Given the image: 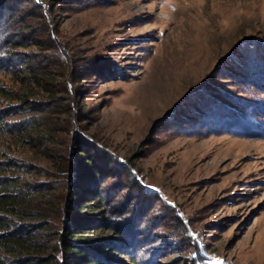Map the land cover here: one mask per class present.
<instances>
[{"label": "rangeland", "instance_id": "374dc122", "mask_svg": "<svg viewBox=\"0 0 264 264\" xmlns=\"http://www.w3.org/2000/svg\"><path fill=\"white\" fill-rule=\"evenodd\" d=\"M16 5L0 17V264H75L73 218L92 251L128 241L102 244L111 264H264V0ZM86 150L125 159L148 207L97 177L104 204L78 208Z\"/></svg>", "mask_w": 264, "mask_h": 264}, {"label": "trees", "instance_id": "16d2710c", "mask_svg": "<svg viewBox=\"0 0 264 264\" xmlns=\"http://www.w3.org/2000/svg\"><path fill=\"white\" fill-rule=\"evenodd\" d=\"M13 1H15V2H13ZM18 1L19 0H0V17H2V15L5 14L4 12L8 11L7 9L13 10L15 8V6H17L16 3ZM6 5H7V7H5ZM2 51H4V52L2 53ZM2 51H0V61H2V63L1 62L0 63L4 65L5 64V63H3L4 58H5V60H11L10 59L11 53L9 51V54H7L6 49H2ZM262 55L264 57V51H263ZM5 56L7 57V59ZM6 63H7V61H6ZM191 93H193V91ZM196 97H197V100H199V98H198L199 96L196 95ZM199 102L201 103L202 100H199ZM85 139H87L89 147H91V145H92V147L95 146V148H93L94 151H95L96 147L99 148L100 151L105 150V147L99 145V143L95 142L93 139L86 138V137H85ZM99 146H101V147H99ZM104 153H107V152L104 151ZM85 154H86L85 157H83V155H82V157L80 156L81 160H79L78 162L76 160V162L73 166V169L71 170L69 180H70V185L73 187V189L81 194L80 200L84 199V201H91L92 203L90 205H84L83 200L79 201L78 208H81V207L85 208V207L91 206L95 209H99L104 204L103 203L104 202V191L101 190V188H99L98 182L96 180L97 177H98V179L104 178V177H107V178L112 177V180L110 182H108V184H107L108 187H107L106 192L107 193L109 192L110 196L112 195L111 194L112 192H117L118 195L123 194L122 195L123 196V204H122L123 209L126 207L127 204H129L131 202V200L133 198H136V201L138 200V203H140L141 199H142L141 205L143 206V208L148 207V204H145V201L152 200L151 198H153V196H152L153 193H151V192H149L143 188L140 180H138V178L135 177L136 175L132 174L136 170L132 169V167H129L128 164H126L127 162L125 159L124 160L123 159L118 160L117 158H114L112 156V158L115 159V161L113 163L116 165V167H114L110 164L111 161H108L109 162L108 165L101 164L98 161V159L95 158L97 156L96 155L97 153L95 154L92 151L88 152V150H86ZM107 155H110V154L107 153ZM119 167H120V169H119ZM73 174H74V176H73ZM75 180H76V185L75 184L72 185V183ZM84 183H86V184H84ZM122 207L118 205L117 208H115L116 209L115 211L118 212L121 210L120 212H123ZM135 209L133 210V214L131 213V215H138V213H136V214L134 213V211H138ZM77 218L83 219L82 216L81 217L77 216ZM87 219H89V218H87ZM79 223H80V221L74 220V218L71 221L70 220L67 221L66 226L68 225L67 229L70 230L69 235L71 237V239H69V242H72L73 244L79 245L80 248L82 247V248L87 249L88 254H83L81 251H76L74 249V246L67 247L66 253L69 254L70 256H72V257H70V259L72 258L71 260H73L72 263H75V264H111V262L109 260H107L104 255L100 254L101 251L103 250L102 244H109L110 245V243H111V245L115 244L119 248H122L123 246L127 247L128 241H126L124 243V245H122L123 244L122 242L120 243L118 241H113V239H110V238L109 239H98V240L94 241L93 244L98 245L96 248H99L100 250L99 249H93V251H92L90 249L91 246L88 245L89 244L88 241L85 242L84 244L78 243L77 241H73V239L76 237L75 233L80 231L81 229H83V225H79ZM106 223L109 224L110 222L107 220ZM114 226L120 228V230H124L127 225H126V222L118 221L114 224ZM179 233L180 232H178V234ZM98 250L100 253L98 252ZM191 256H192L191 253L188 252V254H186V256L184 257L187 260L190 259L189 264H192L193 261H191V260H194Z\"/></svg>", "mask_w": 264, "mask_h": 264}]
</instances>
